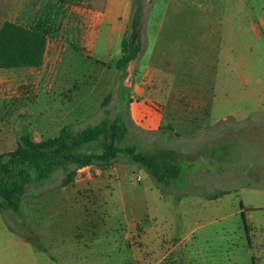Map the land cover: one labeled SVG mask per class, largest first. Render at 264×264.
Wrapping results in <instances>:
<instances>
[{
    "label": "rangeland",
    "instance_id": "obj_1",
    "mask_svg": "<svg viewBox=\"0 0 264 264\" xmlns=\"http://www.w3.org/2000/svg\"><path fill=\"white\" fill-rule=\"evenodd\" d=\"M154 1L140 66L167 76L170 95L201 98L207 108L193 125L165 115L164 129L142 140L130 126L121 146L174 151L182 173L157 184L119 157L118 175L100 179L92 194L80 185L61 190L58 171L28 186L18 213L0 212V264H264V0H185V17L162 23V0ZM106 30L98 36L103 53L91 62L113 67L119 45L113 38L106 48ZM134 98L133 89L113 92L115 101ZM108 106L113 120L117 104ZM104 117L65 124L80 131Z\"/></svg>",
    "mask_w": 264,
    "mask_h": 264
},
{
    "label": "crops",
    "instance_id": "obj_2",
    "mask_svg": "<svg viewBox=\"0 0 264 264\" xmlns=\"http://www.w3.org/2000/svg\"><path fill=\"white\" fill-rule=\"evenodd\" d=\"M186 2L162 0L164 8L157 15L159 22L183 19L186 10L182 5H186ZM137 3L143 9L140 55L128 63L124 73L113 71L116 63L112 67L95 58L94 65L91 57L95 53H103L98 47V36L104 24L107 28L104 45L109 47L114 38L121 54V40L128 28L132 7ZM0 5L5 9V12L0 11V30L5 23H9L38 34L39 39L43 40L38 66L0 68V154L15 150V125L20 116L24 117L33 140L37 142L55 136L63 127L70 126L66 122H72L76 117H89L93 112L97 117H101V114L104 117V110L109 112L107 105L114 102L118 108L116 117H121L126 127L129 126L126 138L133 136L130 126L139 134L140 140L145 134L160 132L164 129L165 115L170 121L188 119L190 125L202 118L207 105L203 104L201 98L170 95L163 89V80L167 76L148 64L140 66V60L146 53L144 29L156 1L0 0ZM158 36L157 31L155 39ZM161 60L173 62L164 57ZM95 68H99V71ZM115 89L117 92L120 89H133L136 98L127 102L115 101ZM108 96L110 99L104 106ZM144 118L149 122L147 129L134 124ZM167 129L173 135H178L170 124ZM115 171L113 163L104 169L82 168L69 186L80 185L93 194L101 188L99 180L106 176H117L118 172Z\"/></svg>",
    "mask_w": 264,
    "mask_h": 264
},
{
    "label": "trees",
    "instance_id": "obj_3",
    "mask_svg": "<svg viewBox=\"0 0 264 264\" xmlns=\"http://www.w3.org/2000/svg\"><path fill=\"white\" fill-rule=\"evenodd\" d=\"M142 16V6L137 3L121 40V54L115 65L118 72L124 73L128 63L142 51ZM42 48L43 40L38 34L5 23L0 30V68L36 67L41 62ZM109 99L108 96L104 106ZM108 114L104 110L105 117L95 126L80 131L66 126L57 135L39 142L33 140L22 124L24 117L20 116L15 127V150L0 154V212L18 213L28 186H39L58 171L65 176L60 186L66 187L73 183L78 170L104 169L119 157L145 169L157 184H168L180 176L182 171L174 151L144 154L133 147H122L128 129L121 117L110 120ZM92 145L98 146V150L83 152V147Z\"/></svg>",
    "mask_w": 264,
    "mask_h": 264
}]
</instances>
